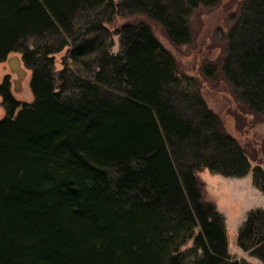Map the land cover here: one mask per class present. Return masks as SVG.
Wrapping results in <instances>:
<instances>
[{
  "label": "trees",
  "instance_id": "1",
  "mask_svg": "<svg viewBox=\"0 0 264 264\" xmlns=\"http://www.w3.org/2000/svg\"><path fill=\"white\" fill-rule=\"evenodd\" d=\"M218 2L0 0V62L20 52L33 94L20 101L8 75L0 82V264H250L230 255L197 172L251 171L264 194V169L153 27L188 44L192 14ZM126 17L113 53L106 24ZM63 48L73 68L57 70ZM201 75H220L242 110L264 118V0L241 1L220 61ZM236 242L264 262V209L247 212Z\"/></svg>",
  "mask_w": 264,
  "mask_h": 264
},
{
  "label": "rangeland",
  "instance_id": "2",
  "mask_svg": "<svg viewBox=\"0 0 264 264\" xmlns=\"http://www.w3.org/2000/svg\"><path fill=\"white\" fill-rule=\"evenodd\" d=\"M241 1L219 0L215 6L198 7L190 18L192 39L188 44L173 46L160 27L156 25L153 27L155 35L174 56L179 72L199 79L200 91L208 107L220 117L223 129L244 147L251 167L259 164L264 169V118L242 110L220 75L212 81L205 80L201 75V67L206 61H220L225 47V35ZM130 19L116 18L113 24H106L110 33L107 35L105 33V39L107 43L112 44L111 52L120 51L119 35L113 33L115 27ZM95 33L100 37L104 35L102 32ZM67 50L63 48L53 54L55 69L63 68L64 62L73 68ZM6 75L10 79V89L16 99L20 101L33 99L29 84L31 70L25 66L20 52H11L0 62V82ZM5 115L6 110L0 98V118ZM197 175L203 184L204 197L212 201L225 218L230 255L237 259H245L250 264H264L263 261L243 251L236 242L238 229L246 220L247 212L255 208L264 209V194L254 186L252 172L249 171L243 177H226L202 169ZM192 243L191 239L182 248H188Z\"/></svg>",
  "mask_w": 264,
  "mask_h": 264
}]
</instances>
